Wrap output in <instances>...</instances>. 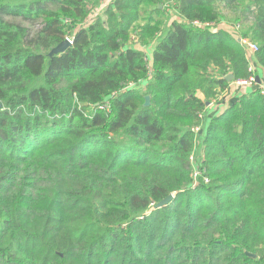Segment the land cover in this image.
I'll return each mask as SVG.
<instances>
[{
	"label": "trees",
	"instance_id": "16d2710c",
	"mask_svg": "<svg viewBox=\"0 0 264 264\" xmlns=\"http://www.w3.org/2000/svg\"><path fill=\"white\" fill-rule=\"evenodd\" d=\"M101 1L0 0V264H264V0Z\"/></svg>",
	"mask_w": 264,
	"mask_h": 264
},
{
	"label": "built area",
	"instance_id": "2783aa9c",
	"mask_svg": "<svg viewBox=\"0 0 264 264\" xmlns=\"http://www.w3.org/2000/svg\"><path fill=\"white\" fill-rule=\"evenodd\" d=\"M193 24L196 25V26L202 27V28L211 27L212 29L216 30V28H214L213 25H211V24H207V23L206 24H200L198 22H194ZM66 40L69 42L70 45L72 44L70 38H66ZM237 41L241 45H243L244 48H245V53H246V58H247V72L249 73V75H248V77L246 79L236 80L235 82H232L231 84L234 87H236L238 89H241L242 92L239 94V96H241L242 94L246 93L247 89H253V91L256 89V90L259 91V93L261 95H264V85L256 83L255 78L257 76L258 68L256 67L255 63L252 60V56L257 51V46L255 44H253V43H250L247 40H243V39H240V38H237ZM141 51L145 52V60H146V62L148 64V67H150V57H149L148 50H145V49L142 48ZM150 51H151V49H150ZM147 76H148V78L151 77V70L150 69L148 70ZM133 86H134V84H129L128 85L129 88H131ZM243 89H245V90L243 91ZM115 95H116V93L112 94V96H115ZM208 106H210V104ZM100 109H107V105L101 106ZM216 112H217L216 116H219L223 112H225V108H223V105L220 106V105L217 104ZM201 117L203 118V115H199L200 119H201ZM191 131L196 134L197 132L200 131V126H195L194 128L191 129ZM200 142H201V139L197 140L196 144H199ZM189 160L192 163L191 179H192V188H194V187H196L198 185V178L204 174V170L198 166L195 154H191V156L189 157ZM203 181H204V183H207L208 179L207 178H203Z\"/></svg>",
	"mask_w": 264,
	"mask_h": 264
},
{
	"label": "crops",
	"instance_id": "0c3cea01",
	"mask_svg": "<svg viewBox=\"0 0 264 264\" xmlns=\"http://www.w3.org/2000/svg\"><path fill=\"white\" fill-rule=\"evenodd\" d=\"M112 2V0H102L99 4V7L98 9L95 11L96 13L94 14H97L101 9V7L104 8V6L110 4ZM175 19H178L176 16H174L172 14V18H171V21L172 20H175ZM223 27L224 28V24L223 26L222 25H219V27ZM221 28V29H223ZM226 29V28H225ZM227 30V29H226ZM229 31V30H228ZM150 49L152 50L153 49V46H151L149 49H148V52H149V56H151L150 54ZM257 76L259 77V81L260 83L259 84H262L264 85V70H261V69H258L257 71ZM245 89H243L244 91ZM251 92L253 91V89H249ZM248 91V89L246 90ZM241 89H238L236 87H234L231 83L228 87V89L223 93V95L221 96L220 98V102H217L216 104H210V106H206V115H205V118L206 119H210L214 116H216L217 112H216V106L217 104L218 105H223V108H225V110L229 107V104H230V101L232 99H234L235 97H240L239 94L241 93ZM201 98V97H200Z\"/></svg>",
	"mask_w": 264,
	"mask_h": 264
},
{
	"label": "water",
	"instance_id": "95a60500",
	"mask_svg": "<svg viewBox=\"0 0 264 264\" xmlns=\"http://www.w3.org/2000/svg\"><path fill=\"white\" fill-rule=\"evenodd\" d=\"M70 47V44H69V42L65 39L64 41H62L60 44H58L55 48H53L50 52H49V56L51 57V56H53V55H56V54H61V53H63L67 48H69ZM225 80L226 81H231L232 80V75H227L226 77H225ZM255 80H256V83L257 84H259L260 83V81H259V77L258 76H256V78H255ZM149 104V98L148 97H145V106H147ZM206 106H208L209 105V103H206L205 104ZM173 198V195H168L165 199H163L162 201H160L156 206H155V208H162L163 206H165L169 201H171V199ZM250 257L251 258H253V256L252 255H250Z\"/></svg>",
	"mask_w": 264,
	"mask_h": 264
},
{
	"label": "rangeland",
	"instance_id": "374dc122",
	"mask_svg": "<svg viewBox=\"0 0 264 264\" xmlns=\"http://www.w3.org/2000/svg\"><path fill=\"white\" fill-rule=\"evenodd\" d=\"M107 6V5H106ZM105 7V6H104ZM103 7H101L100 9H102ZM97 10V8L95 9V10H92V12H91V14H90V17L88 18L89 19V21L91 20V18L94 16V15H96V14H94V13H96L95 11ZM9 19V21H11V22H15V23H17V24H20V25H22V26H24V27H27V29H28V31L30 32V33H33L34 32V30L36 29V27H32V26H30L29 24H27L26 22H23L21 19H19V18H13V17H9L8 18ZM87 19V20H88ZM223 26V25H222ZM216 28H223V27H219V26H217ZM224 28H226L227 30H231L229 27H227V26H225L224 25ZM133 41V40H132ZM246 255L247 256H249L250 257V255L251 254H249V253H246ZM253 256V255H252ZM253 257H255V256H253Z\"/></svg>",
	"mask_w": 264,
	"mask_h": 264
}]
</instances>
